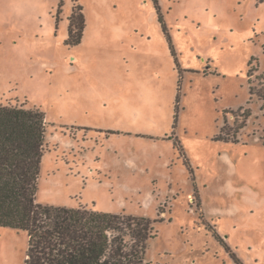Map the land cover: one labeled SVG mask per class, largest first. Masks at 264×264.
Segmentation results:
<instances>
[{
    "label": "rangeland",
    "instance_id": "rangeland-1",
    "mask_svg": "<svg viewBox=\"0 0 264 264\" xmlns=\"http://www.w3.org/2000/svg\"><path fill=\"white\" fill-rule=\"evenodd\" d=\"M74 3L87 27L72 47ZM160 3L180 70L152 0H0V104L46 115L37 201L156 220L148 264H238L207 224L264 264V100L250 93L264 2ZM242 122L238 143L216 139ZM28 247L0 228V264H25Z\"/></svg>",
    "mask_w": 264,
    "mask_h": 264
},
{
    "label": "trees",
    "instance_id": "trees-1",
    "mask_svg": "<svg viewBox=\"0 0 264 264\" xmlns=\"http://www.w3.org/2000/svg\"><path fill=\"white\" fill-rule=\"evenodd\" d=\"M152 1L176 68L180 70L177 50L162 14L160 0ZM62 6L63 1L58 7L57 25ZM68 20L66 44L80 45L87 27L84 6L74 3ZM250 93L264 100L263 86L257 89L250 86ZM179 98L180 95L177 103ZM250 116L251 110L243 114L245 119ZM177 121L176 112L175 127ZM243 122L237 125L232 135L225 124L216 139L238 143L236 136L244 126ZM46 131V115L39 108L0 104V228L27 233L29 247L25 264H148V243L158 233L156 220L96 211L86 206L56 207L37 201ZM174 146L182 151L177 140ZM201 207L198 199V208ZM161 213H165L162 208ZM163 220L162 217L160 221ZM207 228L238 264H244L215 226L207 224Z\"/></svg>",
    "mask_w": 264,
    "mask_h": 264
},
{
    "label": "crops",
    "instance_id": "crops-1",
    "mask_svg": "<svg viewBox=\"0 0 264 264\" xmlns=\"http://www.w3.org/2000/svg\"><path fill=\"white\" fill-rule=\"evenodd\" d=\"M85 37V36H84ZM92 159H94V158H92ZM95 160V159H94ZM39 191V190H38Z\"/></svg>",
    "mask_w": 264,
    "mask_h": 264
}]
</instances>
